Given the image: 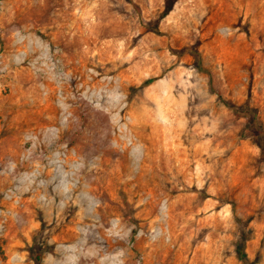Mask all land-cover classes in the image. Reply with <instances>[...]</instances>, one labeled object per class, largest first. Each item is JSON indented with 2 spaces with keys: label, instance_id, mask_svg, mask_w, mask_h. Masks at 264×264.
<instances>
[{
  "label": "rangeland",
  "instance_id": "obj_1",
  "mask_svg": "<svg viewBox=\"0 0 264 264\" xmlns=\"http://www.w3.org/2000/svg\"><path fill=\"white\" fill-rule=\"evenodd\" d=\"M242 242L264 264V0H0V264Z\"/></svg>",
  "mask_w": 264,
  "mask_h": 264
},
{
  "label": "trees",
  "instance_id": "obj_2",
  "mask_svg": "<svg viewBox=\"0 0 264 264\" xmlns=\"http://www.w3.org/2000/svg\"><path fill=\"white\" fill-rule=\"evenodd\" d=\"M168 12V10L165 11V14ZM238 257L244 264H248V259H247V253L245 251V245L242 242L239 247H238Z\"/></svg>",
  "mask_w": 264,
  "mask_h": 264
},
{
  "label": "bare ground",
  "instance_id": "obj_3",
  "mask_svg": "<svg viewBox=\"0 0 264 264\" xmlns=\"http://www.w3.org/2000/svg\"><path fill=\"white\" fill-rule=\"evenodd\" d=\"M15 156H16V155H15ZM7 177H8V176H7ZM30 201H31V200H30ZM56 205H57V204H56ZM67 207H68V206H67ZM28 210H29V209H28ZM65 210H66V209H65ZM19 211H20V209H19ZM56 212H57V211H56ZM30 213H31V211H30ZM26 214H27V213H26ZM28 214H29V213H28ZM28 214H27V215H28ZM61 215H62V214H61ZM23 217H24V216H23ZM59 218H61V217L59 216ZM28 220H29V219H28ZM56 220H57V219H56ZM78 220H79V219H78ZM28 223H29V222H28ZM34 223H35V222H34ZM36 223H37V222H36ZM49 223H50V222H49ZM57 223H58V222H57ZM15 224H16V223H15ZM61 224H62V223H61ZM32 225H33V224H32ZM51 225H52V224H51ZM51 225H50V226H51ZM23 226H24V225H23ZM50 226H49V227H50ZM58 226H59V225H58ZM33 227H35V226H32V228H33ZM63 227H64V225H63ZM32 228H30V229H32ZM30 229H29V230H30ZM21 230H22V229H21ZM50 230H51V229H50ZM64 230H65V229H64ZM64 230H63V231H64ZM25 231H26V230H25ZM25 231H24V232H25ZM65 231H66V230H65ZM75 231H76V230H75ZM51 232H52V231H51ZM68 232H70V231L68 230ZM7 233H8V232H7ZM25 233H26V232H25ZM30 233H31V232H30ZM21 234H22V233H21ZM71 234H72V233H71ZM58 235H59V234H58ZM72 236H73V235H72ZM72 236H71V238H72ZM25 237H26V236H25ZM63 238H65L64 235H63ZM66 238H67V237H66ZM68 238H69V237H68ZM62 240H63V239H62ZM67 240H68V239H67ZM67 240H66V241H67ZM24 245H25V244H24ZM22 258H23V257H22Z\"/></svg>",
  "mask_w": 264,
  "mask_h": 264
}]
</instances>
